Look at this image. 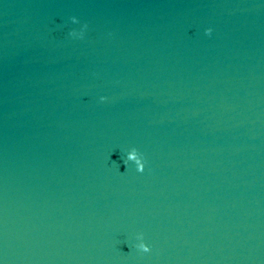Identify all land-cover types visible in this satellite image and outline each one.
<instances>
[{
    "label": "water",
    "instance_id": "water-1",
    "mask_svg": "<svg viewBox=\"0 0 264 264\" xmlns=\"http://www.w3.org/2000/svg\"><path fill=\"white\" fill-rule=\"evenodd\" d=\"M0 261L264 264V0H0Z\"/></svg>",
    "mask_w": 264,
    "mask_h": 264
},
{
    "label": "clouds",
    "instance_id": "clouds-1",
    "mask_svg": "<svg viewBox=\"0 0 264 264\" xmlns=\"http://www.w3.org/2000/svg\"><path fill=\"white\" fill-rule=\"evenodd\" d=\"M71 25H77V27H70L67 35L70 39L73 40H83L88 32L89 24L87 22L81 23L80 19L77 16H72ZM213 28L208 27L205 29V34L211 36L213 33ZM100 102H107L109 100L108 96H100ZM132 156L135 157L138 161V172H144L146 168V163L143 155L140 153L139 149H134ZM134 247L140 253H150L152 251V247L145 240V234L142 231H137L134 233ZM0 264H3L0 261Z\"/></svg>",
    "mask_w": 264,
    "mask_h": 264
}]
</instances>
